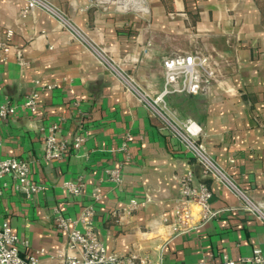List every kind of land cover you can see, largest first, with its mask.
<instances>
[{"label": "crops", "instance_id": "0c3cea01", "mask_svg": "<svg viewBox=\"0 0 264 264\" xmlns=\"http://www.w3.org/2000/svg\"><path fill=\"white\" fill-rule=\"evenodd\" d=\"M47 1L64 7L83 39L45 10L24 14L28 0H0V29L14 31L11 50L0 63V102H23L36 79L53 86L41 94L39 118L21 112L0 122V158L31 161L32 180L44 186L29 197L14 190L12 178L6 177L8 186L0 195V223L9 222L27 242L22 255L37 254L40 264H59L60 253L73 251L68 232L56 225L55 210L77 220L90 204L96 208L94 231L119 254L133 251L164 264L250 255L264 243V223L231 209L238 205L234 193L202 176L172 128L126 88L90 45L150 97L164 87V56L213 55L216 79L199 94H168L167 112H176L180 126L195 122L197 141L206 152L264 206V0ZM78 109L87 131L82 148L62 160H45L38 119L45 127L60 122V135L72 142L80 126ZM115 168L121 183L109 177L107 170ZM189 170L197 179L205 178L219 215L175 233L166 219L173 218L179 178ZM78 177L86 183L81 195L63 187ZM96 188L101 192L98 202ZM134 197L145 201L144 207L117 222L112 213Z\"/></svg>", "mask_w": 264, "mask_h": 264}, {"label": "built area", "instance_id": "2783aa9c", "mask_svg": "<svg viewBox=\"0 0 264 264\" xmlns=\"http://www.w3.org/2000/svg\"><path fill=\"white\" fill-rule=\"evenodd\" d=\"M40 8L52 14L60 25L73 33L76 38L82 34L67 13L64 7L54 5L47 0H28L24 14ZM14 35L12 29L2 31L0 29V63L7 58L11 50V42ZM102 58L103 63L114 71L122 80L127 89L132 90L141 101L145 102L157 113L173 130V136L184 144L187 151L191 152L194 160L201 166L203 177H212L215 181L228 187L238 199V205L231 208L239 212L249 213L264 223V206L257 203L252 196L243 190L236 182L218 166L216 161L206 152L197 141L198 128L196 123L187 120L182 126L176 123L175 111L167 112L165 97L173 92L199 94L212 83L217 77L218 61L213 55H204L196 52H173L163 58L164 87L156 97H150L148 93L137 85L132 76L120 72L116 66L92 45ZM22 60V58H20ZM53 86L45 85L40 79L34 80V87L21 103H13L6 98L0 102V122L8 118H15L21 112L29 114L33 119L39 118L41 109V94L44 90L52 89ZM83 111L78 109L80 126L71 142L60 135L61 123L55 122L50 126H43L40 121L39 128L43 132V157L49 162L62 160L73 150H79L87 140V131L84 126ZM175 116V117H174ZM2 140L0 139V146ZM127 149V144L122 147ZM111 180L121 183L123 177L118 168L107 170ZM32 162L14 156L0 158V195L8 186L6 177L12 178V188L21 191L31 197L44 189L42 184L34 182L31 178ZM180 190L175 200L173 218L166 219L167 225L175 233L187 232L191 229L204 225L219 215V210L212 207L213 191L201 180L197 179L194 172L189 170L179 178ZM63 187L75 195H81L86 183L83 177L76 180H67ZM93 197L96 202L101 199L99 188L95 189ZM145 201L139 198H131L124 207L115 210L112 216L120 222L125 215L133 214L141 210ZM55 221L58 228L69 234L68 248L73 253H60L59 264H164L161 258H152L149 255H141L137 252L119 254L110 251L105 242L93 229V217L96 214L94 205H87L77 220L66 217L59 209L55 210ZM82 223V228L75 226ZM19 234H17L9 222L0 223V264H40L37 254L22 255V246H27ZM213 255H211L212 257ZM201 264H264V243L256 246L252 253L239 260L223 256L220 261Z\"/></svg>", "mask_w": 264, "mask_h": 264}, {"label": "trees", "instance_id": "16d2710c", "mask_svg": "<svg viewBox=\"0 0 264 264\" xmlns=\"http://www.w3.org/2000/svg\"><path fill=\"white\" fill-rule=\"evenodd\" d=\"M200 166V165H199ZM201 167V166H200ZM201 171H202V169H201ZM195 174V173H194ZM203 176V175H202ZM202 182H204V183H206L207 184V181L205 180V178H201L200 179ZM208 185V184H207Z\"/></svg>", "mask_w": 264, "mask_h": 264}]
</instances>
